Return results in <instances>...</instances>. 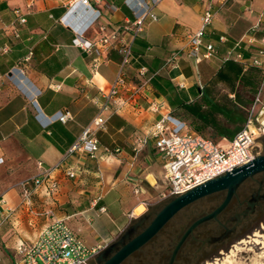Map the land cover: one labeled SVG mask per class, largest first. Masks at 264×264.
<instances>
[{"label": "crops", "instance_id": "0c3cea01", "mask_svg": "<svg viewBox=\"0 0 264 264\" xmlns=\"http://www.w3.org/2000/svg\"><path fill=\"white\" fill-rule=\"evenodd\" d=\"M70 1L34 0L28 7V0H0V47L9 46L0 54V195L5 201L0 208V264H23L15 254L16 247L37 239L50 222L48 210L57 218H65L88 247L100 246L101 250L117 240L130 222L168 194L163 160L149 135L160 114L171 113V101L199 99V90L223 63L226 49L236 40L249 37L253 25L258 24L255 37L264 35V0H212L217 12L203 40L214 42L218 54L203 59L207 62L199 70L202 61L195 64L184 52L188 36L200 26V14L207 1L161 0L155 10L157 19L147 20L133 40V59L124 68L125 86L101 112L106 130L96 133L100 144L96 156H70L52 173L58 184L55 192L38 186L32 190L28 204L23 202L16 184L37 174L39 165L49 167L61 159L82 128L98 114L99 104L104 101L101 93L108 91L119 67L120 55L115 48L109 49L93 69V55L72 44V31L59 22ZM95 8L100 16L85 34L90 40L102 34L101 25L108 34L133 19L123 0H103ZM16 9L25 16V22L18 21ZM91 17L89 13L87 18ZM220 35L227 37L225 43L218 42ZM121 36L127 40L130 33ZM257 42L242 43L239 50L244 59L254 53ZM177 50L183 54L176 62H167ZM141 65L164 81L148 83L133 102H123L140 82L137 69ZM180 83L184 86L179 87ZM36 91L34 99L43 114L51 116L67 108L72 120L43 127L29 95ZM260 99L254 119L257 127H252L255 132L264 127L258 119L264 109V88ZM152 101L159 104L160 110H149ZM203 133L208 138L226 140L210 127ZM137 135L147 136L139 149L133 144ZM103 146L119 147L120 152L103 155ZM68 167L77 169L75 178L65 176ZM102 206L104 212L99 211ZM140 206L142 211L135 213Z\"/></svg>", "mask_w": 264, "mask_h": 264}, {"label": "built area", "instance_id": "2783aa9c", "mask_svg": "<svg viewBox=\"0 0 264 264\" xmlns=\"http://www.w3.org/2000/svg\"><path fill=\"white\" fill-rule=\"evenodd\" d=\"M33 1L28 0L27 6L30 7ZM123 1L132 13L133 19L124 21L122 26L108 34L104 33V26H99L102 34L94 40L87 39L85 34L100 16V11L95 8V4H100L103 0H72L66 5L64 13L59 18V22L72 31V44L85 53L93 55L91 60L93 69L100 65L105 53L111 48H115L120 55L119 67L108 91L101 93L104 101L99 104L98 114L90 124L82 128L81 132L67 147L61 159L49 167L39 165L37 174L20 180L16 184L23 202L29 204L32 190L41 185H44L49 193L55 192L58 184L52 173L63 166V162L70 156L79 153L95 157L99 151L100 144L96 133L106 130V118L101 115V112L106 104L117 97L125 86L124 68L133 59V40L143 30L147 20L157 19L155 10L161 0ZM206 1L207 5L200 14V26L188 36V49L184 52L195 64L218 54V47L214 42H204L203 40L206 29L211 24L215 14L212 0ZM89 13L92 14L91 20L87 18ZM15 14L20 23L25 22V16L21 14L19 9L15 10ZM258 31V24L253 25L252 34L246 39L236 40L232 47L226 49L222 57V61L230 58L247 61L260 71V82L249 107L247 120L231 139H226L223 144L216 143L212 138L192 130L184 120L169 111L161 113L158 120L153 124L149 135L163 160L164 175L168 182L167 196L175 195L202 181H207L232 168L244 165L259 153L256 138L259 134H264V128L258 127L255 132L251 127L252 114L256 105L261 101L260 97L264 88V35L255 37ZM123 32L130 33V38L124 40L121 36ZM14 35L17 36V32H14ZM255 40L258 41V45L254 53L244 59L243 53L239 50L242 43H251ZM226 41L225 35L218 36V42L225 43ZM8 50L9 46L5 44L0 47V54ZM182 54V50L173 52L167 62H176ZM148 72L145 65L138 67L137 73L140 76V82L123 99V102H133L141 89L146 87L152 76ZM183 86V83L179 84V87ZM29 95L36 108L35 116L43 127H47L53 122L66 124L72 120L73 115L67 108L59 110L51 116H46L39 110L34 99L37 91L29 92ZM149 110L156 112L160 110V106L152 101ZM146 137L141 135L134 137L135 149H139L147 141ZM119 152V147H102V154L106 156ZM77 173V169L73 167L64 170V174L68 178H75ZM4 204V198L0 195V208ZM99 211L104 212L105 207H100ZM46 215L49 216L50 222L40 231L37 239L33 243L20 244L16 247L15 254L23 264H86L84 260L94 256L100 250V246H86L83 240L68 226L65 218L55 217L51 210L46 211Z\"/></svg>", "mask_w": 264, "mask_h": 264}, {"label": "flooded vegetation", "instance_id": "af4514ba", "mask_svg": "<svg viewBox=\"0 0 264 264\" xmlns=\"http://www.w3.org/2000/svg\"><path fill=\"white\" fill-rule=\"evenodd\" d=\"M225 196L226 190H221L185 206L170 218L155 236L120 264H160L163 259H166L165 264H167L172 250L191 224L212 212ZM237 217L241 222L233 233L228 232ZM262 217H264V172L239 183L228 203L215 218L195 226L182 240L172 264H198L209 253L225 246L228 240L243 234ZM146 223V219L137 222L133 232L140 231ZM219 236H223L220 242L206 241L208 237L214 240Z\"/></svg>", "mask_w": 264, "mask_h": 264}, {"label": "water", "instance_id": "95a60500", "mask_svg": "<svg viewBox=\"0 0 264 264\" xmlns=\"http://www.w3.org/2000/svg\"><path fill=\"white\" fill-rule=\"evenodd\" d=\"M259 119V117H258ZM264 126V122L262 123ZM261 143L263 144L264 149V136L260 138ZM264 172V150L262 153L257 154L250 162L232 168L214 178H211L207 181H202L182 192H179L175 195L167 196L159 203L154 205L152 208L147 210L145 213L136 218L134 223L133 221L124 229L121 235L117 240L105 246L101 250H99L94 256L88 257L86 260V264H120L123 262L128 256H130L134 251L140 249L144 244H146L153 236H155L159 230L164 226V224L172 218L178 211L183 209L185 206L199 200L205 198L209 195H212L218 191L226 190V196L224 200L210 213L205 216L197 219L195 222L191 224L182 238L178 241L172 253L170 255L169 261L167 264H172L176 252L182 242V240L186 237V235L193 230L195 226L199 223L215 218L219 211L223 209V207L228 203L230 198L235 192L236 186L244 181L247 178H250L258 173ZM263 218V217H262ZM147 220V223L140 231L133 232V230L137 226V222ZM260 219V218H259ZM258 219V220H259ZM257 220V221H258ZM254 222L249 229L245 232L250 231L254 225L257 223ZM241 219L239 217L236 218L234 224L228 232H234L238 227ZM244 232V233H245ZM239 236L231 238L228 240L225 245L232 240H236ZM223 239V236H219L214 240H211V237H208L206 241H217L220 242ZM209 253L207 256L212 255ZM206 256V257H207ZM166 259L161 260L160 264H165ZM81 264V263H80Z\"/></svg>", "mask_w": 264, "mask_h": 264}, {"label": "trees", "instance_id": "16d2710c", "mask_svg": "<svg viewBox=\"0 0 264 264\" xmlns=\"http://www.w3.org/2000/svg\"><path fill=\"white\" fill-rule=\"evenodd\" d=\"M156 79L164 81L160 76L152 75L149 83L154 85ZM259 82L260 71L257 67L247 61L230 58L223 61L213 77L199 90V99L178 102L177 105L171 101V108L173 111H184L185 115L191 117V126L187 124L195 132L204 134V129L210 127L215 135L231 139L247 120ZM218 83L228 90L222 97H216L215 87ZM229 93L233 96L230 97ZM173 111L171 114L175 115Z\"/></svg>", "mask_w": 264, "mask_h": 264}, {"label": "rangeland", "instance_id": "374dc122", "mask_svg": "<svg viewBox=\"0 0 264 264\" xmlns=\"http://www.w3.org/2000/svg\"><path fill=\"white\" fill-rule=\"evenodd\" d=\"M214 12H217V6L213 7ZM207 61L204 60L200 64H198L199 70L203 69ZM171 63V62H170ZM169 66V63L165 64ZM216 97H222L228 90L226 87L221 85H216L215 87ZM229 96L232 97L229 93ZM178 103V102H173ZM177 105V104H176ZM258 105L255 107V110L252 114V124L251 127L256 126L255 116H257ZM170 110L173 111L172 108ZM174 114L184 120L191 126L192 118L185 115L184 111H173ZM182 112V113H181ZM206 132V131H205ZM264 135H261L256 143L258 145V152H263V144L261 143L260 138ZM216 143L223 144L225 143L219 137L212 138ZM258 153V154H259ZM143 206L138 207L135 210V213H139L142 211ZM206 263H216V264H264V217L260 218L254 227L243 234H241L236 240L229 241L225 246L218 248L212 255L207 256L198 264H206Z\"/></svg>", "mask_w": 264, "mask_h": 264}, {"label": "bare ground", "instance_id": "6f19581e", "mask_svg": "<svg viewBox=\"0 0 264 264\" xmlns=\"http://www.w3.org/2000/svg\"><path fill=\"white\" fill-rule=\"evenodd\" d=\"M259 120H260V123L262 122H264V109H262L261 111H260V113H259ZM264 128V127H263ZM206 264H216V263H206Z\"/></svg>", "mask_w": 264, "mask_h": 264}]
</instances>
